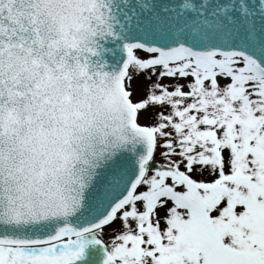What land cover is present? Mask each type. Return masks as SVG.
Listing matches in <instances>:
<instances>
[{
    "label": "snow or ice",
    "instance_id": "1",
    "mask_svg": "<svg viewBox=\"0 0 264 264\" xmlns=\"http://www.w3.org/2000/svg\"><path fill=\"white\" fill-rule=\"evenodd\" d=\"M0 264H264V0H0Z\"/></svg>",
    "mask_w": 264,
    "mask_h": 264
}]
</instances>
